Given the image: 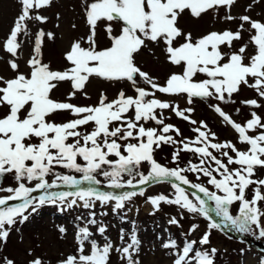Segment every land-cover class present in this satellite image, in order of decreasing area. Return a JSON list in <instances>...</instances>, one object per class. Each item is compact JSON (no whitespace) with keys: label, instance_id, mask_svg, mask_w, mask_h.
I'll return each instance as SVG.
<instances>
[{"label":"snow or ice","instance_id":"obj_1","mask_svg":"<svg viewBox=\"0 0 264 264\" xmlns=\"http://www.w3.org/2000/svg\"><path fill=\"white\" fill-rule=\"evenodd\" d=\"M18 2L20 12L8 35L0 41V48L10 56L5 63L15 73L11 78L0 75V178L12 176L17 185L0 187V192L9 193L0 197V239L6 240L12 226L27 221L46 204L59 205L60 210L80 206L92 210L96 202L104 206L114 201L112 210L118 212L137 195H144V190L120 195L100 191L92 186L100 184L98 175L110 180V186L116 188L169 182L174 189L171 196L158 194L147 198L153 208L151 214L166 204L176 206L179 215V218L170 217L169 225L182 228L185 212L193 219L201 216L209 221L200 238L184 241L182 251L174 254L173 264H191L188 258L192 253L195 264H215L216 248L201 251L194 248L210 245L212 230L230 227L238 233L252 235L258 230L257 238H264V178L258 175L264 171V117L257 111L264 107L260 103L264 100V20L239 15L240 23L235 31H211L193 38L191 32H184L178 24L186 10L199 18L210 10L216 13L225 8L228 14L223 19L234 22L237 17L230 10L237 0H85L89 35L74 41L65 53L70 66L53 70L42 61L44 40L54 38V34L40 29L35 36L33 54L26 61L30 71L25 74L18 63L21 37L28 35L29 22H47L46 16L34 12L51 7L53 0ZM251 7L250 4L245 11ZM101 22L110 41V46L104 48L97 44V27ZM114 24L120 25L119 33H114ZM245 24L249 26L247 29ZM245 31L251 33L247 42L243 39ZM146 42L163 44L167 62L180 69L172 72L164 84L136 63L135 57L147 47ZM250 46L253 52L249 51ZM90 78L127 82L135 95L120 90L109 100L101 93L94 106H77L52 97L53 90L62 82L70 83L69 99L77 92L87 96L84 89ZM140 81L146 87L140 86ZM243 87L254 90L257 98L241 101L255 110L250 112L251 118L239 123L221 104L235 103L234 96ZM157 93L185 98L188 105L196 100L216 101L208 106L238 134L239 143L246 145V149L241 150L232 141H219L207 122L192 118L193 107L181 108L177 103L161 99ZM165 110L195 126L192 128L195 138H183L178 127L165 123ZM65 111L74 118L60 123L52 119ZM239 111L237 108L236 112ZM148 121L162 127H145ZM89 127L91 130H87ZM177 136L181 139H176ZM163 145L175 146L172 161L176 167H167L155 159L154 153ZM182 153H192L198 163L188 161L186 167H180ZM143 162L150 166L146 175L139 171ZM57 167L79 173L82 178L61 174L56 171ZM185 173L195 174L198 181L201 177L207 178V184L215 190L192 182ZM122 174L131 177L126 185L119 182ZM49 176L55 179L49 182ZM137 176L139 179L134 184ZM173 178L179 183L172 182ZM26 182H35L34 187L26 186ZM84 183L88 187H81ZM61 184L78 190L50 191ZM181 184L198 190L207 199L197 192L189 193ZM38 190L43 195L33 196ZM17 200L22 203H9ZM237 202L239 214L234 215L230 209ZM212 213L221 217L223 224L217 223ZM89 216L90 224L98 223L95 211H90ZM198 228L193 223L186 235ZM98 231L104 234L106 228L100 226ZM91 237L87 227L80 228L76 237L79 254L68 256L61 264H111L113 252L120 254L124 264H139L135 254L139 253L141 241L135 231L130 242L122 247L107 239L101 246ZM119 239H125L123 229ZM89 244L90 249L86 251ZM162 247L170 251L178 249L172 239ZM5 264L13 262L6 260ZM31 264H43V261L34 258Z\"/></svg>","mask_w":264,"mask_h":264},{"label":"rangeland","instance_id":"obj_2","mask_svg":"<svg viewBox=\"0 0 264 264\" xmlns=\"http://www.w3.org/2000/svg\"><path fill=\"white\" fill-rule=\"evenodd\" d=\"M84 4L85 0H53L51 7L45 10H35L34 14H42L48 19L46 23L29 22L28 35L21 37L22 49L18 57L20 71L25 74L30 71L26 61L33 54L35 36L40 29H43L46 33L51 32L54 34V38H45L44 40L42 45V61L49 64L53 70H64L70 66L64 58L65 53L70 50V46L74 41L86 39L89 35V26L86 23ZM250 4L252 7L246 12L245 9ZM20 9L21 6L18 0H0V41H3L8 35ZM230 12L237 17L236 21L228 22L223 19L228 14V10L225 8H220L216 13L210 10L202 14L199 18L193 17L186 10L180 16L178 24L184 32H191L193 38H199L211 31H222L226 29L235 31L240 23L238 19L239 15L247 14L253 19L264 20V0H259L258 3L256 0H237ZM248 27L245 24V29ZM113 30L114 33H119L120 25L114 24ZM250 35L251 33L247 31L243 33L245 42H247ZM146 43L147 47L143 48L136 55V63L160 84H164L172 72L180 71V69L167 62L166 53L163 51V44ZM97 44L99 48L110 46V41L104 31V22H101L97 27ZM83 46L87 45L84 44ZM225 50L227 51V49ZM249 51L253 52L254 49L250 46ZM9 59V54L0 48V75L5 78H11L15 75L8 67V64L5 63ZM200 78L203 77L201 76ZM139 84L140 86H145L142 81ZM120 90H124L127 95H135L131 85L127 82H109L100 78H90L89 83L84 89L87 96L82 92H77L74 98L69 99L68 94L72 91L70 83L62 82L53 90L52 97L77 106H94L98 103L101 93L106 94L109 100H111L117 96ZM157 95L161 99L179 104L181 108L193 107L195 111L192 113V118L197 121L207 122L211 130L217 134L219 141H232L241 150L246 149V145L239 143L238 134L230 126H227L222 118L208 106L209 103H217L216 101L209 100L205 102L196 100L192 105H188L185 98L167 96L160 93H157ZM251 98H257L254 90L243 87L241 92L234 96L235 103L228 105L221 104V107L235 121L244 123L247 119L251 118L250 112L255 109L242 105L241 101ZM260 103L264 105V100H260ZM237 108L240 109L239 113L236 112ZM257 111L258 114L264 117V107ZM164 116L167 117L165 123H172L178 127L183 134V138H195L196 134L192 131V128L195 126L178 118L171 110H165ZM73 118L72 114L67 111L55 114L52 117L58 123L66 122ZM145 127L160 128L162 126L156 125L154 121H148L145 123ZM87 130H91V128L89 127ZM175 138L181 139L178 136ZM167 147L173 150L175 148V146ZM158 152L165 156L162 158L161 164L172 168L173 161L171 152L164 149H158ZM193 157L195 158L196 156L193 155ZM149 170L150 166L147 162H143L139 166V171L145 175ZM56 171L61 174L73 175L77 179L82 178L81 174L67 169L57 167ZM258 175L264 178V171H260ZM96 178L100 181V184L92 186L98 188L100 191L120 195L127 191H136L139 193L141 190H144V195H137L131 202L126 203L124 209L118 210V212H113L112 210L114 201L104 206H101L100 202H96V206L92 210L84 209L82 206L72 209L65 208L64 210H60L59 205L54 204L41 206L37 212L29 216L27 221L23 223L18 222L12 226L6 240L0 239V264H5L6 260H11L13 264H31L34 258L41 259L43 264H61V261L65 260L68 256L79 254L76 237L79 229L83 227L89 229L92 233L91 239H94L101 246L107 239L115 246L122 247L130 242V236L135 231L138 239L141 241L139 253L135 254V258L139 261V264H173L174 254L176 251H182L184 241L200 238L207 229L208 220L201 216L193 219L187 212L184 213V218L181 220L182 228L169 225L167 221L170 217L177 216L179 218L176 206L164 204L160 211L154 215L151 214L153 208L147 202V198L158 194L171 196L174 193V189L169 182L137 185V187L133 188L126 185V181L131 179V177L127 174H122L119 182L124 183L126 186L116 188L110 186L111 181L107 178L100 175ZM54 179L55 177L53 176L48 177L49 182H52ZM138 179L139 177L137 176L133 180V183L136 184ZM199 181L203 182L210 190H215L211 185L207 184V178L201 177ZM199 181L196 180L194 183H199ZM172 182L178 183L174 178ZM34 184L35 182H26V186L28 187H34ZM9 186H17L12 176H8L0 185V187ZM181 186L191 193L189 191L190 189H188L191 188L190 186L188 188L183 185ZM81 187L86 188L88 184L84 183ZM76 190L78 189L75 187L61 184L60 187L51 189L50 191L62 192ZM6 195H9V193L0 192V197ZM251 195V190H249V198ZM33 196L38 197L37 193H33ZM78 204L82 205V202L78 201ZM90 211H95L97 224L89 223ZM230 211L234 215L239 214L238 202L231 206ZM211 215L217 223L223 224L221 217H217L215 213ZM122 217L124 218L122 219ZM193 223L199 225L198 230L191 235H186L190 225ZM100 226L106 228L104 234L99 233L98 228ZM61 228L65 229V231L61 232ZM122 229L125 234L124 241L119 239ZM257 237L258 230H256V235H252L238 233L230 227L222 228L221 230H212L210 245H196L194 248L195 251L216 248L217 252L214 256L215 264H264V238ZM169 239L176 241L178 249L170 251L162 247V244L168 242ZM88 249H90V244L86 246V251ZM188 259L191 261V264H195L194 253L190 254ZM111 264H124V261L120 259L119 253H112Z\"/></svg>","mask_w":264,"mask_h":264},{"label":"trees","instance_id":"obj_3","mask_svg":"<svg viewBox=\"0 0 264 264\" xmlns=\"http://www.w3.org/2000/svg\"><path fill=\"white\" fill-rule=\"evenodd\" d=\"M155 159L157 160V161H161L162 162V158H164L165 156H163V155H161L159 152H158V150L156 151V153H155ZM186 162L187 161V163H188V159H186L185 157H182L181 156V158H180V161H179V164H183V162ZM187 163H186V165H187ZM173 165L174 166H177L175 163H173ZM195 176V175H194Z\"/></svg>","mask_w":264,"mask_h":264},{"label":"water","instance_id":"obj_4","mask_svg":"<svg viewBox=\"0 0 264 264\" xmlns=\"http://www.w3.org/2000/svg\"><path fill=\"white\" fill-rule=\"evenodd\" d=\"M3 181V178H0V183Z\"/></svg>","mask_w":264,"mask_h":264}]
</instances>
